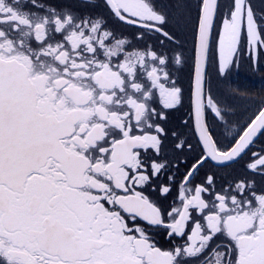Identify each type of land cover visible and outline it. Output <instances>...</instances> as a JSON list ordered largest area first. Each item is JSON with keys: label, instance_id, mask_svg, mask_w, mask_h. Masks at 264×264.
<instances>
[{"label": "snow or ice", "instance_id": "obj_1", "mask_svg": "<svg viewBox=\"0 0 264 264\" xmlns=\"http://www.w3.org/2000/svg\"><path fill=\"white\" fill-rule=\"evenodd\" d=\"M166 7L0 0V264H264V103L236 129L206 84L214 30L226 78L242 38L264 51V11L189 13L193 144L168 127L188 57Z\"/></svg>", "mask_w": 264, "mask_h": 264}, {"label": "flooded vegetation", "instance_id": "obj_2", "mask_svg": "<svg viewBox=\"0 0 264 264\" xmlns=\"http://www.w3.org/2000/svg\"><path fill=\"white\" fill-rule=\"evenodd\" d=\"M66 4H78L79 0H65ZM228 2V0H224L223 3ZM167 4H164L163 2H159L162 5H166L165 8L166 11L169 10L171 1L164 0ZM196 3V0H190L189 3L185 5L183 8L184 14L183 15H176L171 13V16L179 19L182 23L179 28L176 29L177 34L180 38V40L183 43L184 46V52L185 55L188 57V63L178 71L177 76V83L179 86H181L184 89L185 93V99L183 102L182 107H180L178 110L173 111L169 116V122L168 127L171 129H176L184 134L185 138H191V142L195 144V138L192 137L191 132L185 128L182 124L183 120H188V111H189V101H188V95L190 91V75L191 70L193 66V54H192V45H193V30H192V20L189 17V13L194 12V5ZM253 6H254V0H252ZM262 5L260 9L257 11H264V0L258 1L257 6ZM83 12H97V11H103V9H93V8H81L80 9ZM171 7V11H173ZM115 28H117L118 31H126L122 28L119 24L113 25ZM130 35V33H128ZM216 38V31L213 32V44H212V54L210 57V69H213L215 74L217 75L218 80L221 79H227L231 77H235L239 80L243 79V76H246L247 73L250 74V83L247 84L248 88L243 91L242 94H233V95H225V94H213L215 98L220 100L224 105H226L232 112V115L230 116V126L233 128H237V119L239 115L238 109L241 110V108L244 106L242 103L243 100H246L248 102V105L245 106L246 109L249 108L250 111L254 112L259 105L257 102L258 99L261 97L259 95L260 88L262 81L264 79V70L262 72H259L258 69L261 67L264 69V51H261L259 58L257 59L255 55H250L246 48V43L244 39L242 38L241 41V54L239 55L238 60L230 70L229 74L226 78H222L218 76L217 74V61H218V54L216 51V45L214 47V39ZM208 66V68H209ZM208 68H207V74H208ZM260 74V75H259ZM206 84H207V76H206ZM242 88V86H241ZM262 94V93H261ZM255 100V102H254ZM238 108V109H237ZM244 116V115H243ZM244 123V121H241V125ZM218 132H223L222 128L217 129ZM260 143H264V137L260 138V142L257 143V148L260 147ZM171 144V141H169V146ZM198 151V149H197ZM234 163L230 164V166H219L215 165L211 162V164L204 169V171H212L214 172L218 178H230L236 175H239L241 172V168L237 167L236 165L233 166ZM183 170V169H182ZM259 179V178H257ZM161 242L163 243V240L161 239Z\"/></svg>", "mask_w": 264, "mask_h": 264}, {"label": "trees", "instance_id": "obj_3", "mask_svg": "<svg viewBox=\"0 0 264 264\" xmlns=\"http://www.w3.org/2000/svg\"><path fill=\"white\" fill-rule=\"evenodd\" d=\"M171 1V5L170 8L168 10L169 14L171 15V13L176 14V15H183L184 14V7L187 3H189L190 0H169ZM261 1V0H254V8L256 10L260 9L262 5H258L257 6V2ZM51 2L53 3H64L66 2L65 0H51ZM159 2H163L164 4H167L166 2H164V0H159ZM222 2H224V0H222ZM226 3V1H225ZM171 7L172 9H174L173 11H171ZM194 15V12H193ZM192 54H193V45H192ZM193 69V66H192ZM264 69H262L261 67H259L258 71L262 72ZM260 75V74H259ZM192 78V70H191V75H190V80ZM250 74L247 73L246 76H243V79L239 80L235 77H231L227 79H221L218 80L217 75L215 74L213 69H210V66L208 68V74H207V86H209L211 88V91L213 94H225V95H233V94H242V92L248 88L247 84L250 83ZM242 86V88H241ZM262 93V94H261ZM259 95L261 96L257 102V104L260 106L262 103H264V79L262 81L261 84V88H260V93ZM255 102V100H254ZM244 104V106L240 109H238L239 111V115H238V119H237V128L238 129L241 125V121L243 120L244 122L246 120H248V118L252 115V111L245 108L246 105H248V102L246 100H243L242 102ZM244 115V116H243ZM242 163H234L233 166H237L239 168L242 169Z\"/></svg>", "mask_w": 264, "mask_h": 264}, {"label": "water", "instance_id": "obj_4", "mask_svg": "<svg viewBox=\"0 0 264 264\" xmlns=\"http://www.w3.org/2000/svg\"><path fill=\"white\" fill-rule=\"evenodd\" d=\"M206 76H207V69H206ZM212 163L215 164V162H212ZM229 163L232 164V162H229ZM219 166H225V165H219Z\"/></svg>", "mask_w": 264, "mask_h": 264}, {"label": "rangeland", "instance_id": "obj_5", "mask_svg": "<svg viewBox=\"0 0 264 264\" xmlns=\"http://www.w3.org/2000/svg\"><path fill=\"white\" fill-rule=\"evenodd\" d=\"M215 42H216V38L214 39V47H215V45H216V43H215Z\"/></svg>", "mask_w": 264, "mask_h": 264}]
</instances>
